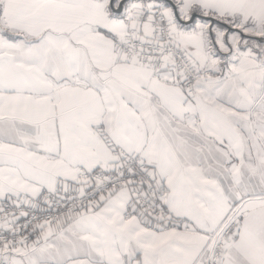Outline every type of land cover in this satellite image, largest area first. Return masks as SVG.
Here are the masks:
<instances>
[{"label":"snow or ice","instance_id":"obj_1","mask_svg":"<svg viewBox=\"0 0 264 264\" xmlns=\"http://www.w3.org/2000/svg\"><path fill=\"white\" fill-rule=\"evenodd\" d=\"M0 264H264V0H0Z\"/></svg>","mask_w":264,"mask_h":264}]
</instances>
